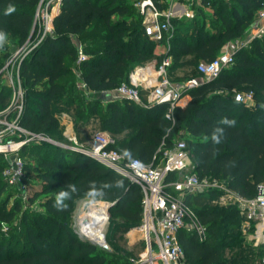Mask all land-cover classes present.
Wrapping results in <instances>:
<instances>
[{
    "label": "trees",
    "instance_id": "trees-1",
    "mask_svg": "<svg viewBox=\"0 0 264 264\" xmlns=\"http://www.w3.org/2000/svg\"><path fill=\"white\" fill-rule=\"evenodd\" d=\"M41 1L0 0V31L12 43L0 46V70L16 48L28 40L34 44L39 38L36 22ZM137 3L138 0L60 1L55 7L52 31L20 60L24 90L20 125L32 133L69 143L61 124L63 113H68L76 121L79 145L88 149L93 136H80V131L95 118L100 129L112 134L109 148L122 153L128 162L138 158L151 163L155 157V164L163 159L164 149L175 144L176 136L186 135L184 140L195 161L194 172L224 181L241 195L254 196L264 179V36L237 49L234 63L223 68L217 77L189 89L185 94L190 95V100L184 106L177 105L170 117L166 103L145 105L125 98L108 101L103 110L100 101L86 96L78 84L84 81L90 93L110 91L130 81L134 65L154 58L161 64L168 56L172 59V69L168 71L172 81L199 77L198 64L215 58L227 40L241 37L256 19L264 0L196 2V15L189 25L187 18L173 19L170 48L159 54L154 50L164 44L146 35L144 15ZM9 5L15 11L5 15ZM207 10H212L221 24L214 30L205 24ZM79 44L87 56L81 62ZM180 68L182 75H178ZM236 92H252L256 103L238 101ZM142 93L146 101L148 91ZM12 96L13 89L6 80L0 83V112L10 106ZM13 115L11 112L9 117ZM224 119L235 123L223 124ZM214 133L221 139L220 144L213 143ZM13 137L20 139L23 135ZM25 154L37 157L38 167L26 161ZM20 156L24 160L21 185L31 190L28 201L46 194L41 201L45 212L34 211L32 217L26 213L20 228L5 231L2 225L14 220L21 200L17 199L12 208L7 207V199L0 201V264H134L131 253L121 250L115 242L114 250L106 251L83 239L70 220L79 198L104 200L113 203L109 209L112 217L129 222L122 227L124 233L128 232L143 216V194L137 183L87 153L62 144L25 143ZM3 168L0 165V196L11 186L3 176ZM31 173L42 180L36 190L29 178ZM175 177L171 173L168 179ZM69 183L75 184L79 193L66 201L68 207L64 211H57L52 207L55 195ZM90 189L98 191L96 196L88 195ZM206 192L220 194L216 189ZM185 201L201 208L197 215L206 228L203 240L194 233L179 232L178 239L186 251L185 264H240V258L241 264L253 262L243 249L228 259L218 239L231 225H222V221L241 218L238 208L220 210L201 195L192 200L189 195Z\"/></svg>",
    "mask_w": 264,
    "mask_h": 264
},
{
    "label": "built area",
    "instance_id": "built-area-1",
    "mask_svg": "<svg viewBox=\"0 0 264 264\" xmlns=\"http://www.w3.org/2000/svg\"><path fill=\"white\" fill-rule=\"evenodd\" d=\"M60 1L48 0L47 2L50 7L54 4L59 7ZM198 1L200 0H138L137 5L144 15L146 35L155 41L162 42L168 50L175 29L173 19H193L196 15L193 5ZM162 4L164 6H161ZM38 12L39 10L37 14ZM255 23V32L243 44L244 46L255 37L264 36L263 3L257 11ZM52 29V25L41 26L40 36L35 43L30 46L26 42L23 46L16 48L0 70L7 84L13 89V102L11 101L5 111L0 112V152L6 155L13 154L3 171V176L9 185L19 186L23 192L27 189L25 185H21L24 160L20 156V149L27 142V138L39 141H51V139L46 135L32 133L20 125L19 120L24 102V90L19 74L20 60ZM234 53L235 51H224L210 61L200 62L198 71L201 75L185 79L179 84L174 83L168 75L171 56L165 57L161 64H158L155 76L145 71L149 69L148 66H140L129 82H123L111 91V96L113 99L125 98L145 105L166 103L168 105L166 114L170 117L189 89L201 85L204 81L214 79L223 68L231 66L234 63ZM86 57L79 44L78 62L85 60ZM79 86L86 93H90L84 81H80ZM142 91H148L146 101L143 100ZM235 98L249 104V101L253 100V93L236 92ZM11 112H14V115L9 118ZM14 134L23 135V137L15 139ZM6 136L9 138L6 139ZM111 142L110 133L106 130H99L94 134L91 147L82 151L127 176L142 190L143 216L140 229L144 234L146 252L139 259L134 260L136 264H185L186 251L178 239L179 232L184 230L196 233L199 239L203 240L206 238V228L184 197L187 193L202 192L208 189L219 190L218 197L223 196L222 199L233 200L240 215L256 224L257 235L262 245V256L260 261L254 264H264V182L257 186L254 196L247 197L228 188L222 181L199 176L193 169H190L192 163L190 150L184 139L164 149L163 159L156 164L154 163L155 157L151 163H144L138 158L128 162L122 153L109 148ZM171 173L176 175L172 180L168 179Z\"/></svg>",
    "mask_w": 264,
    "mask_h": 264
},
{
    "label": "rangeland",
    "instance_id": "rangeland-1",
    "mask_svg": "<svg viewBox=\"0 0 264 264\" xmlns=\"http://www.w3.org/2000/svg\"><path fill=\"white\" fill-rule=\"evenodd\" d=\"M47 1L48 0H44L38 9L39 12L37 14L36 23L39 28L43 25L48 26V27L52 25V18L57 13V11H55V7L57 6V4H54L53 7H50ZM222 1L229 2L230 0H222ZM206 12L207 13H206L205 24L209 29L214 30L217 25H221L219 20H217V18L214 16L212 10H207ZM191 22H192V19H187L186 24L189 25ZM255 24H256L255 20L254 21L252 20L250 25L247 27L245 33L241 37H238L236 39L227 40L224 43V45L221 47L218 53H221L224 51L234 52L240 47L244 46L243 44L246 43L251 38L253 33L255 32ZM10 43L11 41L7 39L4 41L3 44L8 45ZM27 43L31 46V44H33V41L28 40ZM164 50L167 51V48L164 46L163 48L157 46L154 52L156 54H159L160 52H165ZM171 69L172 68L169 67L168 71H170ZM182 81L183 80L176 79L173 82L179 84ZM3 82H5L4 77L0 78V83H3ZM111 91L112 90H110V92ZM109 94L111 96V93ZM109 94L107 93V95L101 96V94L93 93V92L85 93L86 96H90L95 99H98L101 103V109L103 110L105 109ZM12 102H13V99H12ZM255 103L256 102L254 100H251L249 101L248 105H253ZM110 135L112 137L111 133ZM47 137L51 139V141H48V142H51V143L58 142L57 140H55L54 138L50 136H47ZM68 139H69V143H61V142L59 143L62 144L64 147H71L79 151L86 150L79 145L78 139L75 136V134H73L72 137L71 135L68 136ZM182 139H187L186 135H184L183 137L176 136L175 142L182 140ZM33 142L41 143L43 141H39L38 139H28L27 138L26 143H33ZM0 154L2 155V157L0 158V165L4 166L3 169H5L7 165L9 164V159H11L13 154L6 155L1 152ZM190 158L192 161L190 169H193L195 167V161H194V158L191 152H190ZM24 159H26V161H28L35 168L38 167L37 157L25 154ZM29 178L33 184V190L40 188L39 185H41L40 183L42 181L40 178H38L37 176H35V174H32V173L29 174ZM262 182H264V179ZM30 192H31L30 189L23 192L21 187L19 186H10V187H7L6 190L2 193V195L0 196V201L2 199H7L8 208H12L15 202L17 201V199L21 200V209L16 212L15 218L11 223L9 224L4 223L2 225L3 230L7 231L8 229L20 228L21 226L20 221L23 215H25L26 213L30 215V217H32L31 215L34 211L45 212L44 208L41 206V201L44 200V198L47 195L42 194L36 197L34 200L28 201V194ZM199 195H201V197H204V198L206 197L210 199L211 203H213L214 206L220 210L227 212L232 208H235V207L238 208L236 203L233 202V200L222 199L223 196L218 197L217 194H213V193L211 194L206 191L201 194L199 192L192 193L191 200L198 197ZM105 202L106 201L104 200H93L87 197L79 198L76 201L75 210L70 220V224L72 228L79 234L81 233L80 231L84 233L80 226V218L83 216V213L89 211L94 204L105 203ZM191 207L194 213L196 214H197V211L201 209L196 204L191 205ZM106 213H107V218L105 221L103 233H104V242L106 238V242L110 246V249H105L101 246L99 247L106 251H113L115 247V245L113 244L115 242L118 246L121 247V250H125L131 253L130 260L133 261L134 264H136L134 260L139 259L141 255L145 254L146 252V243L144 239V234L140 229V223L133 224V227L128 232L124 233L122 227L128 225L129 222L126 221L122 217H112L110 212H108V208H107ZM240 217L241 218H239L238 221H234V222L233 221L229 222L225 220L222 221V225H227V223H230L231 225H228L226 228H224L222 234L219 235L218 239H219V242L222 244L221 246L222 251H224L228 259H231V257L235 256L236 251L243 249L247 253H249V256L251 258H253V262L251 264H254V263L259 262L262 256V245H261L260 237L257 235V226L255 223L247 220L242 215H240ZM194 234L199 238V236L196 233ZM238 262L241 264L243 260L240 258Z\"/></svg>",
    "mask_w": 264,
    "mask_h": 264
},
{
    "label": "crops",
    "instance_id": "crops-1",
    "mask_svg": "<svg viewBox=\"0 0 264 264\" xmlns=\"http://www.w3.org/2000/svg\"><path fill=\"white\" fill-rule=\"evenodd\" d=\"M52 20H53V18H52ZM163 46L166 47L165 45H159V47H161V48H163ZM140 66H145V67L148 66L149 69L151 70V75L155 76V71L157 69L158 62H157V59L154 58L151 61L146 62L145 65L144 64H136V65H134V67H133V69L131 71V74H130V80H131V76L136 72V70ZM145 71H147V69ZM182 74H183V69L180 68L178 70V75H182ZM93 93H98V94H101V96H105V95H107V93L109 94L111 92L110 91H101V92H93ZM110 100H113V98L109 94V96L107 98V102L110 101ZM189 100H190V95L189 94H185L183 96V98H181V100L179 102V105L180 106H184V105L187 104V102ZM61 124H62V126L64 128V134L67 137L70 136V135L72 137L73 134H75V136L78 138L77 129H76V121L74 120V118L70 114L63 113V115L61 117ZM96 130L99 131V130H102V129L99 128L97 119L92 118L87 124H85V126L81 127L80 136L83 135V134H90L91 136L94 137V134L97 132ZM89 142L91 143V141H89ZM57 143H59V142H57ZM192 193H195V192H192ZM192 193H187L184 198L186 199V197L191 195ZM182 231H184V230H182ZM184 232H186V231H184Z\"/></svg>",
    "mask_w": 264,
    "mask_h": 264
},
{
    "label": "bare ground",
    "instance_id": "bare-ground-1",
    "mask_svg": "<svg viewBox=\"0 0 264 264\" xmlns=\"http://www.w3.org/2000/svg\"><path fill=\"white\" fill-rule=\"evenodd\" d=\"M149 73L151 70L147 69ZM108 203L94 204L91 209L83 213L80 218V226L83 230V234L86 233L90 238L104 243L103 229L107 218Z\"/></svg>",
    "mask_w": 264,
    "mask_h": 264
},
{
    "label": "clouds",
    "instance_id": "clouds-1",
    "mask_svg": "<svg viewBox=\"0 0 264 264\" xmlns=\"http://www.w3.org/2000/svg\"><path fill=\"white\" fill-rule=\"evenodd\" d=\"M14 11H15V7L12 5H9L5 15H10ZM5 39H6V33H4L3 31H0V46L3 45ZM222 123L227 124L229 126H232V125H234L235 121L224 119V120H222ZM221 133H222V130H221ZM212 141L214 144H220L221 143V139L215 133L212 135ZM97 192L98 191L96 189H90L88 195L89 196H96ZM78 193H79V189L77 188V186L75 184L69 183V184L65 185L64 190L59 191L55 195L52 207L54 209H56L57 211H64L68 207V204L66 203V201L72 200L74 195H76Z\"/></svg>",
    "mask_w": 264,
    "mask_h": 264
},
{
    "label": "water",
    "instance_id": "water-1",
    "mask_svg": "<svg viewBox=\"0 0 264 264\" xmlns=\"http://www.w3.org/2000/svg\"><path fill=\"white\" fill-rule=\"evenodd\" d=\"M112 140H113V139H112ZM55 143H57V142H55ZM57 144H60V143H57ZM106 203H108V212H109V209H110V207L112 206L113 203H110V202H107V201H106ZM80 232H81V233H80L79 235H80L83 239H88V240H90L91 242H93L94 244H96V245H98V246H101V247H103V248H105V249H110V246H109L108 243L106 242V238H105V242H104V243H101V242H98V241H96V240L90 238L88 235L83 234L82 231H80Z\"/></svg>",
    "mask_w": 264,
    "mask_h": 264
}]
</instances>
